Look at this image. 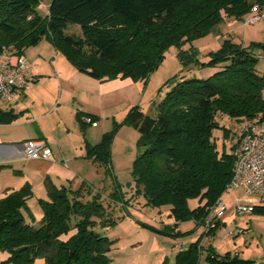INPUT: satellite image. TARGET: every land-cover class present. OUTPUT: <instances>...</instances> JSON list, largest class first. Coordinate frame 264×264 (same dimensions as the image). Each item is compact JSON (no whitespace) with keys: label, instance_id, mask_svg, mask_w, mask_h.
<instances>
[{"label":"trees","instance_id":"trees-1","mask_svg":"<svg viewBox=\"0 0 264 264\" xmlns=\"http://www.w3.org/2000/svg\"><path fill=\"white\" fill-rule=\"evenodd\" d=\"M41 1L0 0V51L6 47L23 54L45 38L77 71L100 81H146L169 46L203 36L226 19L243 20L254 3L264 5V0H51L47 13L41 15L35 9ZM69 24L77 25L80 33H68ZM255 46L264 50V44L243 47L228 35L206 62L180 53L183 62L219 68L206 78L170 79V89L158 103L155 116L146 115L138 105L126 113L123 124L138 131L142 151L133 160L125 188L127 192L134 188L145 206L168 205L175 224L193 220L205 225L232 178L236 142L229 153L225 148L221 153L217 150L213 130L222 128L225 138L230 135L220 121L264 118V73L255 69ZM17 117L0 109V122ZM75 117L83 132L88 124L84 117L96 122L95 116L81 111ZM116 129L115 124L95 144L85 141L83 149L86 159L104 167L112 187L110 200L127 209L126 190L111 172ZM4 166L0 164V169ZM44 187L46 199H38L42 211L38 226L32 223L27 205L33 196L30 182L0 196V251L7 254L0 264H110L108 253L114 240L95 227L113 226L119 217L113 218L106 210L101 193L84 183L75 189L56 185L48 176ZM191 198L198 201L196 207L188 206ZM252 212L264 213V206ZM218 221L179 250L174 264H196L201 238L212 237ZM160 231L182 234L172 226ZM206 251L205 260L211 264L252 263L231 257L230 252L219 255L211 245Z\"/></svg>","mask_w":264,"mask_h":264},{"label":"rangeland","instance_id":"rangeland-1","mask_svg":"<svg viewBox=\"0 0 264 264\" xmlns=\"http://www.w3.org/2000/svg\"><path fill=\"white\" fill-rule=\"evenodd\" d=\"M50 1L42 0L35 7L36 11L41 15L46 14ZM66 31L68 33H80L79 27L74 24H69ZM228 33L234 42L241 44L243 47H249L252 43L264 44V21L254 25H246L242 20H226L203 36L185 42L180 46H169L164 53L162 62L150 73L146 81H133L131 79L129 87L102 97L100 95L95 96V91L92 90V95L89 99L80 97V92L78 91V88L80 89L79 81L70 78V76L62 79L64 73L66 76L63 64H71L50 40L44 38L24 50L27 59L32 64L33 72L36 69V72H38L36 74L43 76L44 80H42L43 87L39 90V99L36 100V106H34L36 113L31 115L36 122L23 120L22 123L24 124H20L18 127L19 134L25 136L34 133L36 130L35 125H39L43 130L42 132H44L43 136H46L50 141V145L56 147L57 150L55 141L58 140L60 152L58 151L56 155L57 161L44 164L43 168L47 169L46 172H49L46 174L58 185L75 189L81 183H84L92 191H99L106 210L113 218L119 217L117 224L113 226L95 227L96 232L114 240L110 256L115 263H118L117 259H115L116 255L122 256V253H130L132 256L137 257L136 260L138 262L145 261L146 264H150L154 255L150 252L156 250L158 245L162 247L166 245L167 251L169 250L172 253L173 250L180 246L189 245L199 236H203L208 226H212V223L216 220H219L218 227L215 229L209 243L202 246L203 237L201 238L199 243L202 246L201 258L196 264L199 262L205 264L203 256L206 257V250L209 245L219 255H224L230 250L241 252L246 246L244 244L240 245L241 243L238 244V241H242L240 238L247 239L248 234L246 233H264V221L257 218L250 220L251 216L263 217L264 214L253 212L238 214L235 212L233 202L236 195L240 194L238 191L229 190L222 194L220 199L226 206L222 216L217 218V212L212 207L206 217L207 220L210 219V222H206L205 225H197L193 220L175 224L174 219L170 216V207L168 205L155 208L145 206L144 199L134 194V188H130L129 192L126 190L127 187L125 188V185L131 180L130 170L133 160L142 151V148L138 147L137 143L139 138L138 131L132 126L123 124L127 111L132 106L138 105L146 115L155 116L158 103L165 92L170 89V79L178 78L179 76L197 78L210 76L219 67L197 65L188 60L183 62L179 59V54L193 56L198 62H206L209 58V53L216 51L220 47L222 36ZM194 50L196 53L192 52ZM252 52L258 57L255 69L258 73L263 74L264 50L255 46ZM60 58L63 59L62 62H59ZM36 59L39 61L38 63L34 61ZM51 75L59 76L62 79L58 87L50 79L49 76ZM262 95L264 98V90ZM43 101L49 102L48 105L51 108L55 107L52 114H49V112L44 113L47 109L42 106ZM76 108L84 113L92 114L91 112H93L97 124L94 126L87 124L85 131L82 132L76 122ZM220 123L229 128V138L223 136L222 128L214 129L212 136L216 142L217 150L221 153L223 148H225L227 153H229L231 145H234L238 138L241 122L235 123L234 121L222 119ZM115 124L117 129L111 145V172L117 176L119 182L124 186L123 190H126L124 198L128 199L127 209L125 206L123 207L110 200L109 194L112 187L109 177L105 176L104 167L86 159L83 149L85 141L91 144L97 143L102 133L112 130ZM21 152L23 153V151ZM15 165L20 166L21 164L15 163ZM34 169L28 166L27 171H25L22 167L14 168L9 165L1 168L0 196L7 187L18 188L25 180H28L33 186L34 194L27 200V205L34 217L32 223L38 226L42 217L38 199H46V191L43 186V180H38L36 174L32 171ZM24 178L25 180L22 181ZM247 200L253 201L254 198L250 197ZM197 204L198 201L196 199L191 198L188 200L190 208L196 207ZM167 226L174 227V232L179 231L182 234L163 233L160 231ZM236 233L240 234L235 236L234 234ZM157 235L161 240L159 244L153 238L157 237ZM235 256H237L235 253L231 254V257Z\"/></svg>","mask_w":264,"mask_h":264},{"label":"crops","instance_id":"crops-1","mask_svg":"<svg viewBox=\"0 0 264 264\" xmlns=\"http://www.w3.org/2000/svg\"><path fill=\"white\" fill-rule=\"evenodd\" d=\"M226 20H228V19H226ZM228 35H230V34L229 33L225 34L224 37H227ZM23 54L26 57L25 52ZM34 61L37 63L39 62L37 59ZM62 61H63V59L60 58L59 62H62ZM28 64H29L31 71L33 72V67H32V64L29 62V60H28ZM63 65L65 67L66 76L64 73V75L62 76V79L63 78L65 79L67 76H70V78H74L76 81H79L80 82V89L78 88V91L80 92V97H82L84 99H89L91 97L92 90L95 91L94 92L95 96L100 95L102 97V96H105L108 94H113L116 91L123 90V89L129 87V85L131 84L130 78H122V79L121 78H115V79L100 81V80L91 78L84 73L77 71L72 65H67V64H63ZM36 68L38 69V67H36ZM34 71L35 72H33V74L35 75V79L31 83L30 88L27 91L21 93L18 96L17 100L12 101V102L0 101V109L2 111H4V112L11 111L14 114H18V117L15 120H13L12 122H9V123L0 122V164L1 165H9L10 167H14V168L15 167H22L25 171H27L28 166H30V168L33 167L35 169L32 171L36 174V177L38 180H40V179L43 180V186H44L45 177H47V176L49 177V175L46 173H49V172H46L47 169H44L43 166L45 163L48 164V163H53V162L57 161L56 155H57L58 151L60 152L59 141L55 139L56 140L55 144L58 148V150H57L56 147H52V145H50L49 139L46 136H43L44 132H42L43 130L39 125H35L36 130L34 131V133H30V134H27L25 136H23V134H21V135L19 134V128H18L20 126V124H24V123H22L23 120H25L26 122H29V121L32 122L33 117L31 115H34L36 113L34 106H36V104H35L36 100L39 99V95H40L39 90L43 87V84H42L43 81L42 80H44V79H43V76L36 74V73H38V72H36L37 71L36 69ZM49 77L53 82H55L56 87H58L60 85L62 79L59 78V76H52L51 75ZM42 103H43L42 106H44V108L47 109V111L44 112L45 114L47 112H49V114H52L54 112L55 107L51 108L48 105L49 102L43 101ZM77 111H80V110L79 109L77 110V108H76L75 112H77ZM81 112H83V111L81 110ZM91 113L92 114H89V113H86V114L95 116V115H93V112H91ZM34 122H36V121H34ZM95 123L97 124V121ZM78 126H79V124H78ZM79 128H80V126H79ZM30 138H39V139L44 140L46 142V145L53 151L54 159L52 161H45V160H40V159H27V158H25L23 153L22 152L20 153V151H23L24 142ZM53 145H54V142H53ZM83 146H84V144H83ZM15 163H19L21 165L16 166ZM19 172L22 173L21 171H19ZM24 180H25V178L22 181H24ZM25 181H28V180H25ZM24 182L22 183V185L24 184ZM19 183H21V182H19ZM56 185H58V184H56ZM7 189H17V188L7 187L3 191V193ZM32 189H33V186H32ZM44 189H45V187H44ZM33 194H34V192H33ZM253 213L264 214L263 212H253ZM245 214H249V213H245ZM254 216L253 217L251 216L250 220H252V218H257L258 220L264 221V216L263 217H257L256 215H254ZM259 216H261V215H259ZM237 234L239 235L240 233H236L234 235L238 236ZM246 234H248L247 239L246 238H240L242 241L241 242H240V240L238 241V244L239 243H241L240 245L244 244L246 246V248L241 252H237V251H233V250H230L229 252L231 254L235 253L237 256L241 257L242 259H250V260H252L253 264H264V233H246ZM153 238L156 240V243H158V244L161 243L160 237L158 235H157V237H153ZM206 238L209 240L207 241ZM210 239H212V237L211 238L206 237V236L203 237V240L201 241V245L203 246L204 244L209 243ZM186 246L187 245L180 246L179 248L175 249L176 251L173 250V252L171 253V251H169V250L167 251L168 248L166 245L164 247L158 245L156 250H153L152 252H150L151 254H154L153 258H151L150 264H163V261H167V264H174L176 252L186 248ZM110 252H111V250H110ZM110 252L108 253L109 258L111 259L110 264H146L145 261L144 262H142V261L138 262V260H136L137 257L132 256V254H130V253H122V256L116 255L117 257L115 259H117L116 261L118 263H115L114 260L110 256ZM6 256H7V254L5 252L0 251V261L4 260L6 258ZM143 258H144V256H143ZM203 258H205V257L203 256ZM198 264H201V263L199 262ZM205 264H210V263H208L205 260Z\"/></svg>","mask_w":264,"mask_h":264},{"label":"built area","instance_id":"built-area-1","mask_svg":"<svg viewBox=\"0 0 264 264\" xmlns=\"http://www.w3.org/2000/svg\"><path fill=\"white\" fill-rule=\"evenodd\" d=\"M246 25H254L264 21V5L254 3L242 20ZM24 54L13 49L2 47L0 51V101L12 102L27 91L34 81ZM85 123L92 122L90 117L83 118ZM240 132L234 146V167L232 178L226 191H238L233 208L238 214L251 213L256 206H264V118L255 116L241 122ZM23 155L27 159L52 161L53 151L46 142L39 138L27 139L23 144ZM253 197V201L247 198ZM217 218L225 210V203L220 199L213 207ZM210 219L206 222L209 223ZM209 225V224H208Z\"/></svg>","mask_w":264,"mask_h":264}]
</instances>
